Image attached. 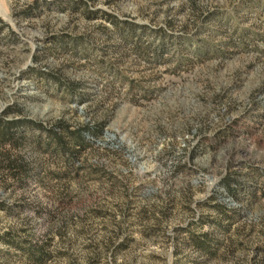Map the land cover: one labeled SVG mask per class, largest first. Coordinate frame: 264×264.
<instances>
[{
    "label": "rangeland",
    "instance_id": "rangeland-1",
    "mask_svg": "<svg viewBox=\"0 0 264 264\" xmlns=\"http://www.w3.org/2000/svg\"><path fill=\"white\" fill-rule=\"evenodd\" d=\"M0 19V117L39 124L0 146L25 165L0 167V235L44 264H264V0H0Z\"/></svg>",
    "mask_w": 264,
    "mask_h": 264
},
{
    "label": "trees",
    "instance_id": "trees-1",
    "mask_svg": "<svg viewBox=\"0 0 264 264\" xmlns=\"http://www.w3.org/2000/svg\"><path fill=\"white\" fill-rule=\"evenodd\" d=\"M7 28L8 33L15 36V33L9 28V25L5 22H3L0 19V32L1 29ZM14 109L18 113L22 114V110L13 106V107H7L6 110L3 112L5 114L7 111ZM38 125V123H35L31 120L26 119H11V120H5L2 117H0V146H3L5 144L15 145L17 143L16 138V132L19 127L22 125ZM91 129V128H90ZM93 130V129H92ZM95 131L101 132L102 128L99 126L97 128H94ZM92 131V133H95V131ZM68 134L75 137V141L80 144L84 137L81 136L80 133L77 131H70L66 130ZM52 139H54L55 144L58 146V148L64 150L67 146L65 145V142L63 141V137L57 136L56 134L51 135ZM6 163V167L9 169L10 173H12V176L16 179H22L20 176L24 172V163L22 160H0V167H3V163ZM224 186L226 191L228 193H233L232 188L230 187V182L226 180V178L223 180ZM219 210H222L220 207H216ZM188 234L189 243L193 245L198 251H200L203 254L208 255H215L217 248L220 245V242L210 236L209 233H202L200 235L192 234L189 230L186 231ZM0 241L8 245V248H13L16 250H19L21 254L25 257V260L33 263V264H44L46 258L48 257V253L42 248V247H36L31 246L23 243L22 241H19V239H16L14 236H9V234L0 235ZM1 253L3 251H0ZM5 252H8L7 250ZM4 253V252H3ZM5 254V253H4ZM0 264H4L2 261Z\"/></svg>",
    "mask_w": 264,
    "mask_h": 264
}]
</instances>
